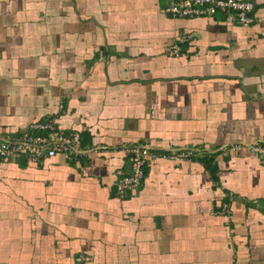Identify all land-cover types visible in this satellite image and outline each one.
Returning <instances> with one entry per match:
<instances>
[{
  "label": "crops",
  "instance_id": "obj_1",
  "mask_svg": "<svg viewBox=\"0 0 264 264\" xmlns=\"http://www.w3.org/2000/svg\"><path fill=\"white\" fill-rule=\"evenodd\" d=\"M241 1L248 26L167 0H0V139L51 121L85 150L0 160V264H264V164L229 149L264 140V0ZM132 146L195 159L120 197Z\"/></svg>",
  "mask_w": 264,
  "mask_h": 264
},
{
  "label": "built area",
  "instance_id": "obj_2",
  "mask_svg": "<svg viewBox=\"0 0 264 264\" xmlns=\"http://www.w3.org/2000/svg\"><path fill=\"white\" fill-rule=\"evenodd\" d=\"M169 11L176 17H209L216 13L226 16V19L234 24L248 26L252 19L250 13L254 5L250 1L241 0H167ZM187 38L177 37L173 45L166 48L169 56H177L180 53L179 44L187 41ZM29 132L23 133L18 138L0 139V160L14 161L24 159L35 163L44 157H55L62 155L68 160H77L85 155L81 147V138L78 132L65 134L59 131L50 121L45 124L36 123L29 127ZM229 149L237 152L246 149L260 163L264 164V140L250 144H235ZM124 155L131 164L129 172L120 169L116 171V191L120 197L127 194H135L141 187L144 177V169L151 162L165 159L175 162L189 160L191 151H171L166 154H154L148 146L126 147ZM219 215L227 220L231 217L229 202H223L217 211ZM87 257L76 259L77 264L88 262Z\"/></svg>",
  "mask_w": 264,
  "mask_h": 264
},
{
  "label": "trees",
  "instance_id": "obj_3",
  "mask_svg": "<svg viewBox=\"0 0 264 264\" xmlns=\"http://www.w3.org/2000/svg\"><path fill=\"white\" fill-rule=\"evenodd\" d=\"M191 159L194 160L195 158H192V157H191ZM191 159H190V160H191ZM199 161L201 162V164H203V166H205L206 169H209L210 164H211V158H210V160H208V159H206L205 157H202L201 159H199ZM224 202H229V200H224ZM222 203H223V202H222ZM222 203H221V204H222ZM220 206H221V205H220ZM219 209H220V208H219ZM219 209H218V210H219Z\"/></svg>",
  "mask_w": 264,
  "mask_h": 264
},
{
  "label": "water",
  "instance_id": "obj_4",
  "mask_svg": "<svg viewBox=\"0 0 264 264\" xmlns=\"http://www.w3.org/2000/svg\"><path fill=\"white\" fill-rule=\"evenodd\" d=\"M130 167H131V164H130V163H128V171H127V172H129V170H130Z\"/></svg>",
  "mask_w": 264,
  "mask_h": 264
},
{
  "label": "rangeland",
  "instance_id": "obj_5",
  "mask_svg": "<svg viewBox=\"0 0 264 264\" xmlns=\"http://www.w3.org/2000/svg\"><path fill=\"white\" fill-rule=\"evenodd\" d=\"M130 163V162H129Z\"/></svg>",
  "mask_w": 264,
  "mask_h": 264
}]
</instances>
